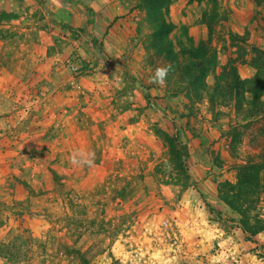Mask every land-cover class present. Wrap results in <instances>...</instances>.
<instances>
[{
  "label": "rangeland",
  "instance_id": "374dc122",
  "mask_svg": "<svg viewBox=\"0 0 264 264\" xmlns=\"http://www.w3.org/2000/svg\"><path fill=\"white\" fill-rule=\"evenodd\" d=\"M44 1L0 0V10L18 16L0 28L9 80H32L38 64L60 66L98 81L100 92L76 94L81 116L66 106V121H46L34 134L14 116L33 106L60 115L52 89L37 93L41 103L23 89L0 92V118H12L0 133V264H264V231L246 240L238 215L217 197L218 183L235 182L236 165L264 160V117L243 121L232 102L190 104L178 82L153 83L165 64L146 50L151 31L136 0H78L91 11V29L71 26L59 43L38 35L62 14ZM101 19L118 26L107 52ZM168 19L177 25L174 44L186 41L185 28L194 45L210 41L220 65L236 59L241 78L254 75L248 61L251 47L264 50V0H174ZM206 83L213 86V75ZM76 150L93 153L92 165H73ZM256 214L264 221V198Z\"/></svg>",
  "mask_w": 264,
  "mask_h": 264
},
{
  "label": "trees",
  "instance_id": "16d2710c",
  "mask_svg": "<svg viewBox=\"0 0 264 264\" xmlns=\"http://www.w3.org/2000/svg\"><path fill=\"white\" fill-rule=\"evenodd\" d=\"M173 1L136 0V6L145 11V20L151 31L146 40V50H151L165 65L171 66L165 82H178L180 89L176 93H183L190 104L199 103L207 97L211 109L217 102L223 106L232 102L235 114L243 121L264 117V102L261 100L264 96V50L251 47L252 57L248 64L255 69V73L251 78L243 79L238 73L236 59L229 58L224 65H220L217 52L209 40H201L194 45L186 29L180 28V36L186 41L178 37L174 44L170 35L177 25L168 19ZM210 2L214 4L215 0ZM15 19H18L16 14L0 10V23ZM230 37L246 42L237 34ZM217 68H220L219 73H216ZM209 75L214 77L211 87L206 83ZM169 143L172 144L171 151L177 149V153L182 154L181 145L175 141L177 147L174 146L173 140ZM217 197L238 215L237 225L246 240L250 241L263 232L264 221L256 214V209L264 198V160L236 165L235 182L218 183ZM2 251L0 254L5 255L6 248Z\"/></svg>",
  "mask_w": 264,
  "mask_h": 264
},
{
  "label": "crops",
  "instance_id": "0c3cea01",
  "mask_svg": "<svg viewBox=\"0 0 264 264\" xmlns=\"http://www.w3.org/2000/svg\"><path fill=\"white\" fill-rule=\"evenodd\" d=\"M4 1V0H2ZM39 1V0H38ZM41 1V0H40ZM35 2V0H34ZM45 5L47 6L48 4L52 3L54 5V10L53 12H58L59 10H62V14L61 11H59V13L61 15V18H57L55 16V18H52L51 20V25H53L52 28H48L45 27L42 30H39L38 35L43 37L42 35H45L46 37H48V39H51V41L54 42V40H56V43H59V37H61V39H65L62 38L64 37V35H67V33L65 32V29H67L68 31H71V26L75 27V28H81L83 30L91 29V27L89 25H91L89 23V20L92 19V16H90L91 11L89 8H87V6L85 7L84 4L78 2V0H45ZM72 2V3H71ZM73 2H75L73 4ZM78 2V3H77ZM35 5H33L35 8H40L41 5L40 3H34ZM73 5H75L73 7ZM72 8V9H71ZM73 8L77 9V8H84L85 10L83 12H79L77 13L76 11H73ZM93 12V11H92ZM106 22V29L108 30L106 36L103 38V45H102V49L103 51L105 50V52H107V49L105 47V43L109 44L110 40H118L119 38V33L117 32L118 26H113L109 27L110 22L105 21L104 19H101V21ZM22 21H24L22 19ZM18 22V20H17ZM6 23V22H1L0 23V28H2V24ZM77 26V27H76ZM23 32L26 31V28L22 30ZM48 31V33L46 32ZM47 33V34H46ZM89 33H92L89 31ZM20 34V33H19ZM7 37L5 34L2 35V33L0 32V59H1V55L2 54V46H5V41H6ZM52 45H56L54 43H51ZM57 47V45H56ZM4 50H7L5 48H3ZM65 52V50H64ZM64 54V53H62ZM58 57H62V55H57ZM62 60V58L60 59ZM117 62H119L117 60ZM122 67L125 66V63L120 64ZM28 72V71H26ZM66 72L64 71V69H62L60 66H56V67H52L49 66L48 68L46 66H42L41 64H38L36 66V69H33V71H29V74H27L28 77L32 78V80L30 81H25L23 78L22 79H17V81L12 82L9 80V71L7 70V66H4L3 64H1L0 62V92L3 91H11V89H23L24 93H23V97L26 98V96L28 94H34L35 95V100H37V103H41L43 99H40L41 97H36L38 96V94H46L47 91V87L48 89H52V92L49 94L48 96L52 98L51 102H52V106L53 109L52 110H57V108L60 109V115L55 116L54 118H50L51 114L47 115H43V113L39 112V107L33 106V110L31 109H23V111H25L24 113H20L17 112L14 117H21V119L26 120L27 122H25V129L27 130V134H30V132H32L31 134L36 133L37 131H39V127L40 125H45V122L47 121V126L51 127L54 124L57 123V121L59 120H63L66 121L67 118V114H69L68 109H65L67 107L72 108V110L70 112L74 111V114H80L81 116V112H85L84 108L80 109V104H78V98L76 99V94H85L88 95L89 93L86 92H92L93 93H98L99 91V84L98 81H94V80H89L86 78H78V79H74V77H70L68 76V74H66ZM26 76V75H25ZM26 76V77H27ZM62 78V79H60ZM77 86H80L79 89ZM46 89V90H44ZM78 90L80 92H78ZM95 91V92H94ZM78 92V93H76ZM38 93V94H37ZM78 97V96H77ZM76 99V100H75ZM80 99V96H79ZM74 105V106H72ZM28 106V105H26ZM41 106V105H40ZM67 106V107H66ZM74 107V108H73ZM63 108V109H62ZM77 109V110H76ZM30 110V111H29ZM40 113V114H39ZM42 115V118H41ZM1 116V115H0ZM73 116V115H72ZM78 117V120H76V123H83L82 121H80L81 117ZM86 117V115H85ZM71 118V117H70ZM11 117L9 118L7 115L4 119L0 118V133L4 132L1 131V129H9L11 126ZM56 121V122H55ZM39 126V127H38ZM47 127V128H48ZM61 128H64V132L66 131V125L62 124ZM8 133L11 134V132L9 131ZM23 133H24V129H23ZM2 135V134H0ZM31 137V136H30ZM32 139V138H31ZM6 147H11V146H6ZM4 154L0 153V157H2Z\"/></svg>",
  "mask_w": 264,
  "mask_h": 264
},
{
  "label": "clouds",
  "instance_id": "9594fccd",
  "mask_svg": "<svg viewBox=\"0 0 264 264\" xmlns=\"http://www.w3.org/2000/svg\"><path fill=\"white\" fill-rule=\"evenodd\" d=\"M171 70L170 65H164V66H158L154 70V75L152 77V82L159 84V85H164L168 72ZM93 158L94 154L93 153H85L82 152L81 150H76L72 155H71V163L76 166H91L93 163Z\"/></svg>",
  "mask_w": 264,
  "mask_h": 264
},
{
  "label": "built area",
  "instance_id": "2783aa9c",
  "mask_svg": "<svg viewBox=\"0 0 264 264\" xmlns=\"http://www.w3.org/2000/svg\"><path fill=\"white\" fill-rule=\"evenodd\" d=\"M70 69L73 73H76L78 71V67L74 66V65H71L70 66Z\"/></svg>",
  "mask_w": 264,
  "mask_h": 264
}]
</instances>
